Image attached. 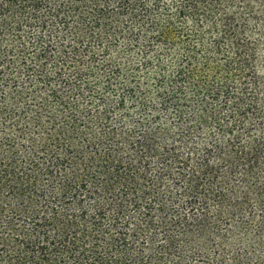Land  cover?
I'll return each instance as SVG.
<instances>
[{
	"label": "trees",
	"instance_id": "16d2710c",
	"mask_svg": "<svg viewBox=\"0 0 264 264\" xmlns=\"http://www.w3.org/2000/svg\"><path fill=\"white\" fill-rule=\"evenodd\" d=\"M0 264H264V0H0Z\"/></svg>",
	"mask_w": 264,
	"mask_h": 264
}]
</instances>
